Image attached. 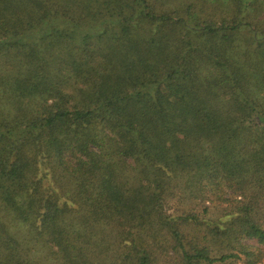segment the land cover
I'll use <instances>...</instances> for the list:
<instances>
[{
    "label": "trees",
    "instance_id": "1",
    "mask_svg": "<svg viewBox=\"0 0 264 264\" xmlns=\"http://www.w3.org/2000/svg\"><path fill=\"white\" fill-rule=\"evenodd\" d=\"M0 264H264V0H0Z\"/></svg>",
    "mask_w": 264,
    "mask_h": 264
},
{
    "label": "rangeland",
    "instance_id": "2",
    "mask_svg": "<svg viewBox=\"0 0 264 264\" xmlns=\"http://www.w3.org/2000/svg\"><path fill=\"white\" fill-rule=\"evenodd\" d=\"M224 192H225V194H224V197L225 198H227V199H232V197H233V194H232V192L230 191V190H228V189H224ZM240 197H238V199H239ZM224 205H226L227 203L226 202H224L223 203ZM204 206H206L207 208H208V211L206 212V214L205 213H202L201 211L202 210H200V204H197V209H198V211L200 212V213H202V215L206 218V216L208 217V218H212V219H214V218H217L219 215H220V213H221V206H220V204L219 203H211V202H209V201H205L204 202Z\"/></svg>",
    "mask_w": 264,
    "mask_h": 264
}]
</instances>
